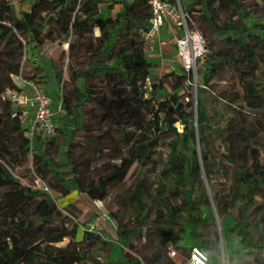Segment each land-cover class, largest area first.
<instances>
[{"label": "trees", "instance_id": "trees-1", "mask_svg": "<svg viewBox=\"0 0 264 264\" xmlns=\"http://www.w3.org/2000/svg\"><path fill=\"white\" fill-rule=\"evenodd\" d=\"M254 1L264 5V0ZM178 2L188 27L201 34L206 50L197 63L196 88L181 68L146 85L154 66L140 34L150 16L146 0H37L34 10L50 6L33 17L15 16L9 0H0V264H143L125 251L131 234L120 225L115 232L121 244L116 262L99 263L91 249L107 245L102 238L109 235L85 231L77 240L79 221L63 215L50 190L57 196L78 192L103 201L123 167L144 168L162 139L167 142V154L155 187V209L147 211L143 202L144 181L138 183L133 197L137 215L154 214L144 237L168 243L169 252L181 239L185 223L189 238L199 242L194 246L207 253L208 264H222L217 244L204 240V230L214 217L231 215L229 232L234 243L224 253L223 264H252L249 257L264 261V128L254 114L264 109V24L245 23L256 10L244 0ZM48 8L58 10L56 15H48ZM222 15L227 21H220ZM53 27L68 40L66 69L76 86L72 96L61 95L56 104L45 93L56 113L55 135L28 137L17 109L3 94L20 89L13 78L20 75L23 60L42 74L49 87L63 88L62 69L36 63ZM226 74L239 90L229 98L220 93L217 98L224 108L211 115L201 96L213 82H223ZM163 83L171 92L164 90L156 98ZM145 86L149 98H145ZM183 90L187 93L180 94ZM150 105L156 109L151 111L153 121L147 122L143 110ZM175 123L182 124V132L174 128ZM78 142L90 155L101 151L102 145L110 147L111 163L104 175L88 181L82 178L83 166L75 155ZM49 147L55 148L56 160L49 156ZM29 155L49 192L27 186L12 174ZM173 200L180 203L175 205ZM201 206L207 208L206 215ZM66 210L73 216V205ZM108 216L119 223L113 213ZM64 240L66 244L59 246ZM177 258L169 257L168 264H177Z\"/></svg>", "mask_w": 264, "mask_h": 264}, {"label": "rangeland", "instance_id": "rangeland-1", "mask_svg": "<svg viewBox=\"0 0 264 264\" xmlns=\"http://www.w3.org/2000/svg\"><path fill=\"white\" fill-rule=\"evenodd\" d=\"M14 2V11H16V3ZM37 0H21L19 1L22 4L20 9H22L21 13H25L28 16H35L37 13H42L44 7H49L50 3L40 5L33 9V5ZM245 5L250 6L256 12H254L252 18L245 23L250 26H256L264 24V5L259 4V2H255L254 0H244ZM254 3H258V6H255ZM49 9V8H48ZM117 8L114 7L113 10ZM48 15H56L55 13L58 11H53L51 9L48 10ZM114 12H111L110 15L114 16ZM21 15V14H20ZM235 18H233L234 20ZM220 21H227V17L222 15L220 17ZM53 35L50 40H47L41 49L40 53L36 56V63L41 65L42 67H54L55 70H63V88L56 89L49 87L45 78H43L42 74H38L35 72L29 63L23 60L21 67V73L19 76L13 78L15 84L20 89H24L26 91L32 90L33 87H37L41 89L47 95L49 94L52 101L56 104L59 102V98L61 95L72 96L73 90L76 84H73L69 81L68 70L67 67V43L68 40L65 39L61 34H59V30L56 27L52 28ZM256 35H261L260 31H253ZM94 36L98 35V31L94 30ZM147 59L153 63V70L151 71V77L146 81V85H152L153 82L157 81L158 70L161 68V61L158 59L157 61L152 60L148 55ZM168 65L167 70L161 72V76L169 73V72H180V64L178 59L175 58L174 52L170 54L166 58ZM172 67V68H171ZM154 77V78H152ZM79 85V84H78ZM147 93L145 98H149V90L147 86H145ZM164 90L171 92L169 85L167 83H163V88L159 87L156 90L155 97L159 98L163 96ZM239 88L236 85L234 79L226 74L223 82H213L211 84V88H206L205 92L202 94V103L204 104L207 111L213 115L215 112L224 108V102L218 100V95L223 93L226 97H230L234 91H238ZM187 93L185 90L181 91L180 94ZM191 95L194 100L195 91L191 90ZM58 96V97H57ZM152 105H150L147 109L143 110V113L146 116V121H153V117L151 114ZM88 107H91L88 105ZM255 119L261 124L262 128H264V109L257 111L254 113ZM189 125L191 123H188ZM174 128L182 132V124L175 123ZM147 132L149 133V127L146 126ZM163 138V137H162ZM77 143L75 149V155L80 157V164L83 166V172L81 174L82 178L85 181H88L93 178H97L99 176L104 175L111 163V154L109 146L102 145L100 148L101 151L97 153H85V148ZM106 147V148H105ZM217 149V145L215 146ZM48 154L53 159L56 160L57 156L55 153L54 147L48 148ZM167 154V142L161 140L158 145V149L152 161L148 163L144 168L137 164L133 165H125L123 167V172L121 177L114 181L108 188L107 197L103 201L98 200H90L84 194L78 192H71L65 196H57L52 190H50L51 195L53 196L54 202L58 205L59 209L62 210L63 215L69 214L74 221H79V229L76 235L77 240H81L83 235L82 233L85 231H91L95 234H99L101 231H105L109 237L103 236V240L107 241V245L103 246H94L91 249V255L96 257L99 263H104L106 261L116 262V254L118 248L121 244L116 242V230L119 228V225L126 229L131 234L130 241L124 245L125 251L133 255L134 257L140 258L143 264H168V243H162L156 237L148 239L144 237L145 230L151 225V221L153 220L154 214L152 215H137L138 209L135 206L133 201V197L139 191L138 183L144 181L147 186V193L144 194L143 202L146 205L147 211L154 208L153 199L155 198V187L157 186L158 174L161 168V164L165 159ZM262 159H264V151L261 152ZM90 157V160H85L84 157ZM90 161V162H89ZM14 177H16L20 182L24 183L27 186H33L34 180L40 179L35 173L34 161L32 156L29 155L27 160L17 168L11 170ZM41 180V179H40ZM43 181V180H42ZM47 183L46 181H44ZM49 186V184L47 183ZM171 184L168 183L167 187H170ZM198 197V196H197ZM173 204L177 205L180 203L178 200H173ZM71 204L74 206V214L72 216L70 210H66L67 206ZM211 205L209 206V208ZM212 208V207H211ZM200 211L202 215H206L207 208L205 206L200 207ZM109 213H113L116 215L119 223L117 224L115 221L111 220L108 216ZM232 216L228 215L225 217H214L213 222L204 230V240L208 241V243H216L218 256L222 259L224 253H228L234 243V239L229 232L230 227L232 226ZM142 228V229H141ZM141 229V230H140ZM188 226L187 224H183V231L181 233V239L177 242L174 249L180 253L182 257H187L188 251L191 246L199 244L198 241L191 240L188 235ZM142 231V232H140ZM66 240L62 243L58 244L59 246L65 245ZM98 249V250H97ZM102 249V250H101ZM106 255L108 257H106ZM181 257L177 258L180 259ZM181 260V259H180ZM248 260L252 264H264V261L255 260L254 258L249 257Z\"/></svg>", "mask_w": 264, "mask_h": 264}, {"label": "built area", "instance_id": "built-area-1", "mask_svg": "<svg viewBox=\"0 0 264 264\" xmlns=\"http://www.w3.org/2000/svg\"><path fill=\"white\" fill-rule=\"evenodd\" d=\"M146 2L150 12L148 27L140 34L145 43L147 54L154 50L155 42L163 45V42L158 40V33L165 23L173 28H178L181 34H178L175 41L176 57L182 72L187 77H191L192 86L196 88L197 63L206 53L201 34L188 27L186 16L178 0H146ZM3 98L7 99L17 109L18 117L26 127L28 137H32L34 134H40L44 137L55 135L54 119L56 113L51 109L50 98L41 89L33 87L30 91L24 89L6 90ZM57 110L59 111L60 107ZM34 187L49 192V188L39 179L34 181ZM168 256L171 259L181 257L175 249H170ZM176 263L208 264L209 258L200 247L192 246L187 257H181V260H177Z\"/></svg>", "mask_w": 264, "mask_h": 264}, {"label": "crops", "instance_id": "crops-1", "mask_svg": "<svg viewBox=\"0 0 264 264\" xmlns=\"http://www.w3.org/2000/svg\"><path fill=\"white\" fill-rule=\"evenodd\" d=\"M21 0H15L16 3V11L14 12V15L19 17L22 9L19 7L22 6V4L19 3ZM12 10L14 11V2L12 0H9ZM178 29L171 27L168 24H164L158 33V40L163 42V45H159L157 42L154 44V50H152L149 54H147L152 60L157 61L158 59L161 61V68L158 70V75L161 74L162 71L167 70L168 63L166 58L174 52L175 58L176 57V48H175V41L178 37ZM172 68V67H171ZM154 78V77H152ZM181 259V258H180Z\"/></svg>", "mask_w": 264, "mask_h": 264}]
</instances>
